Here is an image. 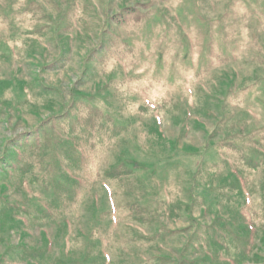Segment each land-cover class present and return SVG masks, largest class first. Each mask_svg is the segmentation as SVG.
<instances>
[{
    "label": "rangeland",
    "instance_id": "obj_1",
    "mask_svg": "<svg viewBox=\"0 0 264 264\" xmlns=\"http://www.w3.org/2000/svg\"><path fill=\"white\" fill-rule=\"evenodd\" d=\"M0 264H264V0H0Z\"/></svg>",
    "mask_w": 264,
    "mask_h": 264
}]
</instances>
